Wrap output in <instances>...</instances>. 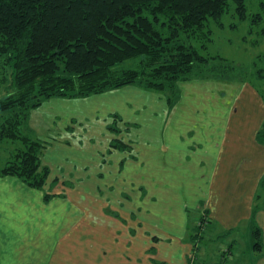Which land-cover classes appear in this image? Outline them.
I'll return each instance as SVG.
<instances>
[{
	"label": "crops",
	"instance_id": "0c3cea01",
	"mask_svg": "<svg viewBox=\"0 0 264 264\" xmlns=\"http://www.w3.org/2000/svg\"><path fill=\"white\" fill-rule=\"evenodd\" d=\"M218 80L230 93L214 95L216 103H224L214 110L212 85L206 87L212 78L181 81L183 92L172 107L166 94L132 84L81 98L51 97L33 109L30 134L37 130L36 137H46L39 127H59L42 155L51 171L47 189L0 176V264H159L161 239L149 221L154 213L165 218L163 213L175 208L182 220L166 217V228L184 232L173 241L189 248L170 264H194L193 229L186 233L189 210L204 202L211 213L212 184L226 182L233 184L226 196L232 197L228 214L236 219L239 206H251L264 172V146L256 141L264 101L248 80ZM191 85L208 91L201 95ZM121 89L129 95H121ZM94 96L108 109L103 119L92 114L91 120L88 112L67 105ZM112 114L124 124L119 133L109 128ZM99 120L102 128L94 131L91 126ZM114 137L131 149H111ZM74 145L86 155L68 159L63 148ZM46 190L61 194L46 200ZM157 200H164L158 203L163 210L152 206ZM139 245L154 254H137ZM255 264H264V256Z\"/></svg>",
	"mask_w": 264,
	"mask_h": 264
},
{
	"label": "trees",
	"instance_id": "16d2710c",
	"mask_svg": "<svg viewBox=\"0 0 264 264\" xmlns=\"http://www.w3.org/2000/svg\"><path fill=\"white\" fill-rule=\"evenodd\" d=\"M247 2L0 0L5 92L0 90V142L12 143L5 159L0 157V176H17L38 189L46 183L50 168L41 157L47 141L30 134L27 125L32 110L51 97L81 98L133 84L166 94L172 107L181 81L214 77L248 80L264 101L263 86L254 83L264 81V51L250 66L207 52L213 24L236 28L247 21L249 33L256 28L264 35V0L255 11H249ZM225 15L232 20L225 23ZM109 128L121 131L112 124ZM256 141L264 146V120ZM110 148L130 150L131 145L114 137ZM259 182L264 187V175ZM49 196L44 194L46 200ZM256 196L261 197L259 189ZM262 209L254 201L252 214ZM254 233L261 249V228L256 225Z\"/></svg>",
	"mask_w": 264,
	"mask_h": 264
},
{
	"label": "rangeland",
	"instance_id": "374dc122",
	"mask_svg": "<svg viewBox=\"0 0 264 264\" xmlns=\"http://www.w3.org/2000/svg\"><path fill=\"white\" fill-rule=\"evenodd\" d=\"M247 5L249 11H255L259 7V0H248ZM231 20L232 18L230 15L224 16L225 23H228ZM213 26H214V34H213L214 39L213 42L209 44V47L207 49V52L209 53H216V54L219 53L224 57L228 58V60L233 61L238 65L250 66L253 60L256 58L257 54L264 51V35L257 33L256 28L253 29L252 33H249V28H248L249 23L247 21L240 23L239 26L236 28L227 27L222 29V28H216L214 24ZM0 75H1V71H0ZM223 82L224 81H219L218 78L214 79V77H212V83H206L207 88L209 85H212L211 86L212 110L216 109V107H219L220 104H224V103H216L214 95H217V93L218 94L226 93L227 96H229L230 93L229 87L225 86ZM254 83L259 87L262 85L264 88L263 80L254 79ZM2 86L3 84L0 81V90L2 91V93H5L2 89ZM207 88L200 87L198 89L196 87H193L192 85L189 87V89L191 90L195 89V91L201 93V95L206 94V92L209 89ZM182 90L183 88L179 86L177 99L181 96V93L183 92ZM201 90H203V92ZM119 92L121 93V95L122 94L129 95L127 90L121 89ZM231 92H232V88H231ZM197 94L198 93H196V95ZM84 100L86 101H83V103H80V105H78L79 103L78 101L70 100L68 102H74V103L73 104L67 103V105L72 106L71 108H73L74 110H79L81 113L88 112L89 115H87V117H89L90 119L92 114L97 115L98 117H100V119H103V116L108 115V109L100 106L105 104H101L100 101H98L97 97L94 96L93 99L92 97H89L88 99H84ZM41 110L49 112V110H45V109H41ZM120 114H123V112L121 113L119 111L118 113L119 117H121ZM29 122L30 121H28V123ZM100 122H101L100 120L94 121V124L91 126V129H93L94 131L101 130L102 122L101 123ZM109 122L110 124L118 128H121V126L124 125L120 120H118V116H116L115 114L110 115ZM39 128L42 131V133L46 134V137H41V136L40 137L42 139H45V141H47V145L48 142L52 141V139H54L59 133V127L56 126H51L50 128L43 126ZM33 134L35 136L37 134V130L33 131ZM10 142L11 141L8 140L0 142V157L2 161L5 159L6 157L5 155L8 154L9 147L12 144ZM57 146L58 149L61 148L59 147V145ZM65 149H67L65 155L68 159H71L74 155L77 156L79 155L81 157L86 155V153L84 152L85 150H83V148L78 145H74L72 148L71 146L63 148V150ZM48 167L50 168L49 165ZM52 172L57 173L58 172L57 167L53 166ZM263 175L264 172L262 173L261 177ZM46 183L41 189L43 188L47 189ZM56 183L58 182L52 181V186L55 185ZM232 187L233 184L226 182L217 181V183L212 184L211 213L210 210L204 208L205 206L204 202L198 208L193 207L192 209L189 210L190 211L189 231L186 233H189L191 228L193 229L192 230L193 233H197V232L199 233L198 238L196 240L191 239L194 242L195 245L194 250L196 252L194 254L195 257L194 264H255V259H257L259 255L264 256V247L261 250L258 249L257 245L254 244L255 241H258L254 233L255 226L257 225L261 228L262 245L264 246V209L257 211L256 215L254 213L252 214V209H250L251 206L254 204V201H257L260 206L264 205L263 204L264 187L261 185L260 182L258 183L257 189L255 191L257 192V190L259 189V192H261V197L258 198L255 192V196H253L252 202L250 201L251 206H248V204L247 207L246 205L244 207L239 206L240 208L238 210L240 211L236 215V219L238 218L239 215H243V216L238 218L239 221L238 223H236V219H231L230 214H228L227 204L229 205L232 197L230 198L227 197ZM47 191L48 190L44 191V193H47ZM48 194L52 197L55 196L56 194H61V193L48 192ZM51 197L48 200H50ZM161 201L164 200H157L155 201V203L152 204V206L155 208L157 207L158 209H162L159 207L158 204ZM224 211L226 212V214H224L225 213ZM165 213H163L165 218L160 214L154 213L152 215L153 220L149 221L150 230L153 232V234L158 235V238L160 237L161 239V240L159 239L160 241L158 242L159 244L158 256L162 260V261L160 260L159 264L162 263L163 261L164 262L167 261L170 264L171 263L170 260L173 259L176 260L180 256L182 257L183 254L186 253L188 251L187 249L189 248L188 246L185 247L182 241H180L181 243L177 245L176 242L173 241V239L174 238L176 239V237L180 238L182 233L184 232H182L178 228H171V229L166 228V223H167V221H165L166 217L174 222H180L182 220V217L179 214L178 210L175 208L171 212L167 213L168 215H166ZM244 215H246V217ZM252 216L255 219H252ZM106 219L108 218L106 217ZM108 220L112 224L117 223L116 220H112V219H108ZM200 221L202 222V225H200ZM187 239L188 238H186L184 242H187ZM168 240L170 241V244H163L166 243V241ZM145 246L139 245L138 248H135L137 249L136 253L142 256L143 255L145 256L146 254L149 255L154 254V252L148 250L149 248L145 250ZM188 254H190V252ZM140 264H144V262L142 261L140 262Z\"/></svg>",
	"mask_w": 264,
	"mask_h": 264
}]
</instances>
